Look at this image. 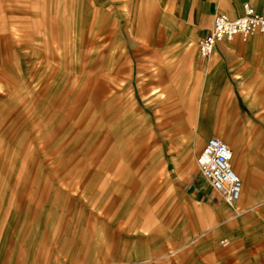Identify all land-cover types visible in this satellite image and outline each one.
<instances>
[{
	"label": "crops",
	"instance_id": "0c3cea01",
	"mask_svg": "<svg viewBox=\"0 0 264 264\" xmlns=\"http://www.w3.org/2000/svg\"><path fill=\"white\" fill-rule=\"evenodd\" d=\"M54 1L22 5L53 17L60 5ZM246 2L264 14V0H84L79 5L88 37L106 33L111 42H126L125 48L110 49V56H124L133 74L147 72L161 88V97L155 96L161 105L158 127L153 113L140 114L141 127L127 114L125 146L101 147L96 161L95 147L74 149L79 159L67 168L78 170L77 181L67 192L52 193L53 199L62 201L63 211L77 203L95 218L89 230L104 229L110 239L79 241L73 256H56L53 242L43 243L45 256L39 252L29 262L12 251L21 244L7 238L13 217L19 215L16 232L25 225L20 216L31 211V199L18 205L26 162L0 163V264H264V34L220 41L208 57L199 53L214 16L238 17ZM134 136L161 141L135 145ZM212 136L233 153L232 167L242 182L234 203L222 198L198 167V154ZM86 154H93L92 160ZM37 208L35 218L41 213ZM66 218L59 220L62 231ZM80 225L85 230V220Z\"/></svg>",
	"mask_w": 264,
	"mask_h": 264
},
{
	"label": "rangeland",
	"instance_id": "374dc122",
	"mask_svg": "<svg viewBox=\"0 0 264 264\" xmlns=\"http://www.w3.org/2000/svg\"><path fill=\"white\" fill-rule=\"evenodd\" d=\"M23 1L0 0V163L26 162L18 205L31 199V211L20 216L25 225L16 232L19 215L13 217L7 238L21 241L12 251L29 262L39 252L45 256L43 243L53 242L56 256H73L79 241L110 239L104 229L101 234L90 231L95 218L79 210L77 203L74 210L63 211L62 201L53 199L52 193L67 192L77 181L78 170L67 166L78 161L74 150L78 145L86 150L95 147L96 161L101 147L127 144V114L141 127L140 114L153 113L157 128L161 105L155 96L161 97V88L147 72L133 74L124 56H110V49L125 48L126 42H111L106 33L88 37L82 24L84 10L79 8L84 0H69L68 8L63 7L67 0L63 5L55 0L60 5L53 9V17L45 9L23 8ZM144 139L150 145L161 141L156 136H134V144L145 143ZM92 156L86 154V160ZM38 205L41 213L35 218ZM63 217L69 223L62 231ZM84 220L85 230L80 225Z\"/></svg>",
	"mask_w": 264,
	"mask_h": 264
},
{
	"label": "built area",
	"instance_id": "2783aa9c",
	"mask_svg": "<svg viewBox=\"0 0 264 264\" xmlns=\"http://www.w3.org/2000/svg\"><path fill=\"white\" fill-rule=\"evenodd\" d=\"M243 14L232 18L224 13L214 16L211 31L199 41V53L208 57L218 42L232 40L236 36L247 38L252 34H264V14L258 13L246 2ZM232 150L221 138L212 136L203 145L197 157L201 175L208 179L213 189L229 203L236 202L242 191V182L232 167Z\"/></svg>",
	"mask_w": 264,
	"mask_h": 264
},
{
	"label": "bare ground",
	"instance_id": "6f19581e",
	"mask_svg": "<svg viewBox=\"0 0 264 264\" xmlns=\"http://www.w3.org/2000/svg\"><path fill=\"white\" fill-rule=\"evenodd\" d=\"M228 145V144H227ZM229 146V145H228Z\"/></svg>",
	"mask_w": 264,
	"mask_h": 264
}]
</instances>
